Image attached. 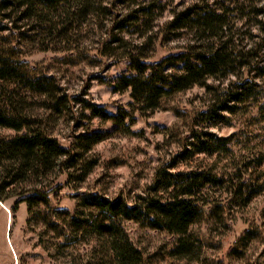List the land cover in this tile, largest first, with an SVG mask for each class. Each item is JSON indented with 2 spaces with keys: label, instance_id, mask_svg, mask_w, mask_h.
<instances>
[{
  "label": "rangeland",
  "instance_id": "obj_1",
  "mask_svg": "<svg viewBox=\"0 0 264 264\" xmlns=\"http://www.w3.org/2000/svg\"><path fill=\"white\" fill-rule=\"evenodd\" d=\"M167 2V11L156 23V32L161 35L151 53V63L197 45L200 36H194L191 29L173 32L169 24L175 14L208 4L221 10L226 19L220 37L210 44H218L219 40L231 53L253 50V55H257L253 62L264 64V23L262 18H255L251 2ZM106 39V29L96 19L78 23L63 35L51 34L33 22H18L17 16L9 18V12L0 9V52L28 65L37 76L53 77L71 97L96 104L109 115L126 111L131 116L124 126H118L94 116L83 104L58 115L49 112L40 98L29 100L30 115L41 121L43 129L69 149L71 156H76V167L69 169L66 164L46 180L19 186L15 197L4 194L8 198L0 201V264H109L101 240L92 230L60 238L58 232L48 229L55 221L49 210L41 207L30 217L25 203L14 207L15 204L46 187L44 191L50 193L55 207L89 219L91 225L98 215L80 206L83 195L98 194L110 200L123 197L132 203L148 192L161 168L178 162L174 171H212L230 184L204 192L200 204L205 205V213L191 228L199 255L196 261H180L171 256L176 241L173 235L124 222L125 231L146 263L259 264L264 251V165L258 164L264 159V79L255 78L254 71L247 74L236 69L227 78L209 80V87L220 89L252 80L263 91L258 101L240 104L236 114H224L230 118L229 124L212 126L213 121L201 120L200 114L214 105L217 92L199 86L165 99L155 113L141 115L130 107V92L121 94L114 90L118 79L128 74V61L102 56ZM198 130L231 137L229 152L182 159L192 133ZM96 134L100 142L86 149L83 137ZM0 136L13 138L17 133L0 129ZM85 164L91 172L80 182ZM239 184L253 191L254 197L247 205L239 200L233 202L228 193V187Z\"/></svg>",
  "mask_w": 264,
  "mask_h": 264
},
{
  "label": "trees",
  "instance_id": "obj_2",
  "mask_svg": "<svg viewBox=\"0 0 264 264\" xmlns=\"http://www.w3.org/2000/svg\"><path fill=\"white\" fill-rule=\"evenodd\" d=\"M167 1L174 0H0V9L8 11L9 18L17 16L18 22H33L51 34L63 35L78 23L99 20L107 37L101 55L128 61V74L118 79L114 90L121 94L130 92V107L135 113L153 114L161 109L165 99L199 86L217 92L214 105L200 114L201 120L213 121L212 126L229 124L230 118L224 114H236L240 104L258 101L263 91L252 80L233 83L223 89L209 87V80L227 78L236 69L247 74L254 71L255 78L264 79V64L253 62L257 56L253 55V50L231 53L219 40L218 44H210L211 40L220 37L226 19L221 10L208 4L175 14L169 24L173 32L191 29L194 36H200L197 45L151 63V53L161 35L156 32V23L167 11ZM245 1L254 4L255 18H262L264 23V0ZM33 98H40L49 112L58 115L74 105L83 104L82 107L94 116L118 126H124L131 117L126 111L109 115L96 104L71 97L53 77L37 76L28 65L0 52V129L17 133L13 138L0 136L1 202L7 200L6 192L11 194L9 197H15L19 186L46 180L66 164L69 169L76 167V156H71L70 150L43 129L41 121L30 115L29 100ZM262 114L264 116V108ZM83 139L88 150L101 140L97 134ZM190 140L180 156L182 159L197 154L210 157L226 154L232 143L231 137H219L204 130L194 131ZM258 162L259 166L264 165V159ZM178 164L161 168L148 192L132 203L123 197L110 200L98 194L83 195L80 206L98 215L91 225L89 219H81L79 215L55 207L50 193L44 191L46 187L23 197L14 207L25 203L30 217L41 207L49 210L55 221L48 229L58 232L60 238L92 230L101 240L109 264H147L125 231L124 222L142 224L151 230L173 235L176 241L171 256L193 262L199 255L191 228L205 213V205L200 204L204 192L224 188L230 183L212 171H174ZM81 171L79 181L84 182L91 167L85 164ZM228 188L233 202L239 200L247 205L254 197L249 186L239 184ZM259 264H264V251Z\"/></svg>",
  "mask_w": 264,
  "mask_h": 264
}]
</instances>
